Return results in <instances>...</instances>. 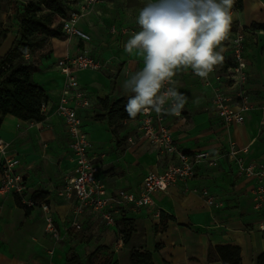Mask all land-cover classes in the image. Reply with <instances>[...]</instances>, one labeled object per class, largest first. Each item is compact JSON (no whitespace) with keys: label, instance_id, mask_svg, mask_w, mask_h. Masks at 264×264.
Here are the masks:
<instances>
[{"label":"crops","instance_id":"obj_1","mask_svg":"<svg viewBox=\"0 0 264 264\" xmlns=\"http://www.w3.org/2000/svg\"><path fill=\"white\" fill-rule=\"evenodd\" d=\"M147 2L101 0L94 12L77 23L78 29L89 35V41H81L75 36L51 38L43 49L37 51L39 53L30 56V61L36 65L33 81L42 86L47 97L44 120L40 123L24 122L5 116L0 128V141L10 144L7 154L19 161L17 170L32 196L42 194L33 187L38 179L28 177L29 173L39 176L32 172L35 160L38 165L59 164L61 187L75 174L64 123L54 113L63 82L55 63L63 57H74L82 50L106 68L98 72H81L78 79L91 104L87 110L79 112L82 129L89 135L94 151L103 155L97 163L98 177L109 193L120 190L137 192L149 171L161 172L171 161L169 156H159L142 136L138 130V119L122 121L115 137L104 121L96 120L102 114L100 99H128L130 93L124 92L122 84L134 71L144 66L142 55L135 50L132 54L127 53L124 45L140 30L136 18ZM59 21L55 18V25ZM253 23L264 24V0H242V9L233 15L232 24L236 29L229 32L240 30L244 36L248 74L245 88L254 109L245 114L243 124L223 125L211 108L212 90L204 86L203 80L190 68L177 69L172 78L173 86L186 97L178 117H165L176 145L187 154L209 151L217 161L212 167L200 165L193 180L173 185L166 193H155L152 207H124L119 210L125 219L133 220L131 223L136 229L147 234V246L143 243L139 251L149 252L153 264H222L214 248L224 245L241 249L242 264H254L255 258L264 252V231L258 230V226L264 224V217L253 211L250 200L253 182L238 176L234 162L226 155L229 145L234 144L239 150L236 157L242 158L245 163L264 164V31L250 30ZM15 28L14 37L17 25ZM111 28L117 31L126 28L129 32L112 34ZM4 42H9V38ZM222 46L225 49L222 53L224 61L214 68L219 74L234 58L227 39ZM212 76L209 75V78L212 79ZM225 91L229 92L228 89ZM44 125L50 126V129H42ZM92 131L100 135L96 136ZM49 170L42 172L43 178H54H51ZM203 189L216 197V205H205L199 193ZM43 195L41 202L49 205L59 234L64 238L74 204L56 197L55 193ZM162 212L174 220L167 221L164 231L155 233L153 228L159 225ZM97 219L92 213L85 214L82 227ZM43 221L44 214L39 207L26 215L17 206L14 196L0 195V264H66V254L72 248L68 243L55 246L45 232ZM70 235L71 239L76 234ZM122 247H119L120 253L125 258L119 264H127V256L130 264L132 247Z\"/></svg>","mask_w":264,"mask_h":264},{"label":"built area","instance_id":"obj_2","mask_svg":"<svg viewBox=\"0 0 264 264\" xmlns=\"http://www.w3.org/2000/svg\"><path fill=\"white\" fill-rule=\"evenodd\" d=\"M72 10L67 18L60 19L64 36H75L81 41H89V35L77 27L79 19L95 11L101 0H73ZM75 7V8H74ZM239 12L238 0H235L232 13ZM112 34L127 33L123 28L117 31L111 28ZM233 60L222 73L211 72L203 80V85L212 90L211 108L225 127L241 125L247 112L254 109L245 88L248 74L245 68L244 36L238 30L229 33L227 39ZM28 58V56H26ZM55 68L62 77V88L55 105L54 113L62 119L69 139L70 159L74 164L75 174L68 178L60 190L59 196L73 202V212L67 228V234H76L82 228L85 214L92 213L107 226H115L116 213L124 207L132 209L148 208L154 205L152 196L155 193H166L168 188L178 183H187L195 178L200 165L212 167L216 156L208 151L187 154L176 145L169 126L165 123L166 114L148 115L138 114V130L159 156H169L171 161L161 172L149 171L143 178L137 192L120 190L109 193L105 183L98 177V160L103 158L96 153L89 135L82 129L79 112L90 107L88 93L79 85L78 75L81 72H98L105 69V65L95 60L89 53L82 50L74 57H63L55 63ZM170 86H173L170 85ZM228 89L229 92L225 91ZM167 106V105H166ZM45 104L42 106L44 112ZM175 116H179L175 115ZM131 143V140L128 139ZM10 144L0 141V195H12L22 205L28 208L39 207L44 214L45 231L58 244L63 238L60 236L51 209L47 203L37 202L29 193L22 174L17 170L19 161L8 156ZM239 152L234 144H230L226 155L234 162L238 176L253 182L250 200L253 211L264 217V164L255 162L245 163L236 157ZM205 205H216V197L203 189L201 191ZM264 231V224L258 226ZM122 246L119 238L117 247Z\"/></svg>","mask_w":264,"mask_h":264},{"label":"clouds","instance_id":"obj_3","mask_svg":"<svg viewBox=\"0 0 264 264\" xmlns=\"http://www.w3.org/2000/svg\"><path fill=\"white\" fill-rule=\"evenodd\" d=\"M235 0H148L139 10L140 30L125 43L143 57V68L122 84L130 118L138 114L178 115L186 97L172 85L176 70L190 68L206 79L224 61ZM167 105V106H166Z\"/></svg>","mask_w":264,"mask_h":264},{"label":"trees","instance_id":"obj_4","mask_svg":"<svg viewBox=\"0 0 264 264\" xmlns=\"http://www.w3.org/2000/svg\"><path fill=\"white\" fill-rule=\"evenodd\" d=\"M73 3V0H29L17 5L16 35L8 52L0 57V128L4 117L8 115L24 122L40 123L44 120L42 106L47 97L42 86L33 81L32 75L36 65L30 61V56L43 49L48 39H59L64 36L62 24L59 21L55 25V18H67L73 9ZM238 8L242 9V0H238ZM233 26L232 24L230 31L236 29ZM249 29L264 31V24L253 23ZM5 38L6 32H0V42ZM126 103L127 99L124 98L113 100L106 97L99 101L102 114L97 116L96 120L104 121L114 137L122 121L138 118V115L135 118L129 117L124 110ZM33 198L41 202L44 195L38 194ZM16 204L26 215L30 214L32 208L22 205L18 200ZM168 220L174 219L163 212L160 213V223L153 228L154 232L164 231ZM122 224L125 225L127 222L124 221ZM70 251L72 259L68 262H77L79 260L77 253L73 249ZM214 252L222 264H242L241 249L238 246H216ZM130 264H153L152 256L147 251H132ZM254 264H264V252L255 258Z\"/></svg>","mask_w":264,"mask_h":264},{"label":"rangeland","instance_id":"obj_5","mask_svg":"<svg viewBox=\"0 0 264 264\" xmlns=\"http://www.w3.org/2000/svg\"><path fill=\"white\" fill-rule=\"evenodd\" d=\"M21 1H25V0H0V32H6V38L1 40L0 42V48L2 49L3 56L10 49L12 41L14 39V32L16 29L15 27L17 25L16 22L14 21L15 9L17 5L22 4ZM8 38H9V42H6V44H4L5 43L4 41ZM35 55L36 54H33V56ZM42 129L49 130L50 126L44 125ZM92 132L96 136L100 135V133L96 134L94 131ZM42 147L46 149L45 146L42 145ZM41 159H43V156H41ZM36 161L37 160L33 162V164L34 163L35 164L34 166H32V172H34V174L38 173L37 175L39 176L35 177L33 176V174L32 175L30 173L28 174V177L30 179L32 178L38 179L36 184L33 185L34 189H36L35 191L37 193H42V194L55 193V196L59 198L60 197L59 193L60 190L62 189V187L60 186L61 185L60 176L62 174L60 173L59 170L60 168L59 164L57 162H52L48 166H44L43 164L41 165L36 164ZM45 169L46 171H48L49 169L51 170L52 173L51 178H53L54 176L53 179L43 178L42 172L45 173ZM30 179L27 180L30 181ZM199 193H201V191ZM120 211L116 213L115 217L117 218V220L115 226H107L102 220L98 218L97 220H92L90 222H87L86 226L82 227L80 231L76 233V235L71 239H70L71 235H67V237L64 236L63 240L58 244H56L52 239L51 242L55 244V246L68 243V246L76 251L79 260L77 262H68L72 259L71 251L68 250L66 254V264H119L120 261H123V259L125 258L124 256L122 257L120 253L121 250L120 248L117 247L119 238H121L122 241V245H123L122 248L125 249L127 247L128 248L132 247L130 252L135 251L136 249H138L137 251L142 250L143 243L144 245L147 246V239H146L147 234L143 233L141 229H136L134 224L131 223L133 222V220L125 219V217H123L121 213L119 214ZM124 221H126L127 224L123 225L122 222ZM43 223L45 224L44 221ZM47 235L50 238V235L48 233ZM93 241H94V246L92 247ZM127 264H129L128 256H127Z\"/></svg>","mask_w":264,"mask_h":264}]
</instances>
